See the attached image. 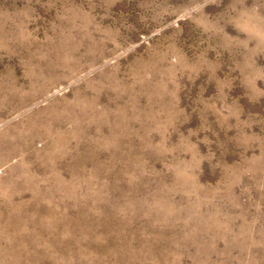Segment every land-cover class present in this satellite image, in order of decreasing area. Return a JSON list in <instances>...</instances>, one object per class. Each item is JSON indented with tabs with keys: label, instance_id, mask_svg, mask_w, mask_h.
Returning <instances> with one entry per match:
<instances>
[{
	"label": "rangeland",
	"instance_id": "rangeland-1",
	"mask_svg": "<svg viewBox=\"0 0 264 264\" xmlns=\"http://www.w3.org/2000/svg\"><path fill=\"white\" fill-rule=\"evenodd\" d=\"M0 264H264V0H0Z\"/></svg>",
	"mask_w": 264,
	"mask_h": 264
}]
</instances>
